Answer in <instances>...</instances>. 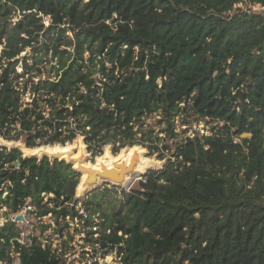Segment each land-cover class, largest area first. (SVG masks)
I'll list each match as a JSON object with an SVG mask.
<instances>
[{
	"label": "trees",
	"instance_id": "trees-1",
	"mask_svg": "<svg viewBox=\"0 0 264 264\" xmlns=\"http://www.w3.org/2000/svg\"><path fill=\"white\" fill-rule=\"evenodd\" d=\"M256 6L264 0H0L4 140L34 149L83 137L95 157L142 146L164 160L146 124L155 114L165 138L178 140L173 152L163 145L168 163L140 189L103 187L81 200L80 174L66 161L1 147L0 187L12 186L0 205L15 213L31 199L40 217L65 226L67 217L91 228L97 220L98 241L120 264H264V12ZM184 115L217 125L180 139ZM13 227L0 229V259ZM20 252L22 264H61L51 247Z\"/></svg>",
	"mask_w": 264,
	"mask_h": 264
},
{
	"label": "rangeland",
	"instance_id": "rangeland-1",
	"mask_svg": "<svg viewBox=\"0 0 264 264\" xmlns=\"http://www.w3.org/2000/svg\"><path fill=\"white\" fill-rule=\"evenodd\" d=\"M243 8H247L246 5L242 6ZM254 11L256 12H264V9L260 6H256L254 8ZM17 18H13V21H16ZM49 23V19L46 20V24ZM72 37V35L69 33ZM2 46H0V53L2 50ZM87 57V55H86ZM45 62V61H44ZM47 63L45 62L41 67V71L43 74H49L51 72V66H47L46 68L44 65ZM18 70H22V66L20 65L18 67ZM45 70V71H44ZM54 75V72H52V75ZM27 101H31L29 95L26 96ZM185 117H182L180 119H177L176 121V129L177 132L180 134V139H184L185 137L192 136L194 134H200L201 136H208L212 134V127H215L217 124L212 123L211 121H197V117L191 116L188 117L187 115H184ZM161 117L158 114L152 115L146 119V124L150 125L152 129L155 131V133L159 136L161 141L159 142L160 148L163 149V153L166 156V159L161 160V153H157L155 155H149V151L144 148V156L147 159H152L154 161L159 162V165L154 166L153 168L148 169L145 173H149L153 170H161L163 169L166 164L168 163V160L171 157V153H168L167 150H164L163 145L168 144L172 148V152L174 151L173 145L175 141L178 140H170L168 138H165V133H163L164 126L160 122ZM183 120L187 121L186 127H183ZM186 129V130H185ZM184 131H187L184 133ZM1 137V135H0ZM2 138V137H1ZM3 139V138H2ZM4 140V139H3ZM83 137H78L72 144L76 145L77 147L79 144H84L82 141ZM6 141V140H4ZM80 141V142H79ZM3 141H0V148L2 145L7 146L8 149L17 148L20 151H22L23 146L25 143L20 140L18 142L16 141H6L8 143H2ZM20 142V143H19ZM23 145V146H22ZM57 145V144H56ZM60 145V144H59ZM9 146V147H8ZM19 146V147H17ZM51 147L55 145H50ZM77 151L79 150L78 148ZM143 148V147H141ZM76 151V152H77ZM84 151L86 153L87 159L86 163L90 165L96 166L98 158H101L104 154H106V151H108L114 158H118L122 151L115 155L112 151V147L108 146L106 149H104V153L101 156H93L92 153H89L87 146H84ZM24 157H31L29 154H25ZM88 153V154H87ZM27 155V156H26ZM50 160H54L55 158H51L48 156ZM41 159V157H39ZM58 159V158H57ZM60 160V159H58ZM145 173H142L140 175H136L131 180L130 184L126 187L119 186L117 187L120 191H131V190H138L140 189L139 183L143 180L144 181V175ZM111 185V184H110ZM106 187L108 188L107 184H101L99 188ZM113 187V185L110 186V188ZM116 187V186H115ZM109 189V188H108ZM92 193V192H91ZM89 193H85L82 195V197L79 199H84L86 195ZM77 197V195H76ZM48 198V197H47ZM47 202V199H45ZM76 212L82 213L83 212V206L81 204L78 205ZM68 226H65L64 221H59V224L57 220L52 216L49 215L48 217L42 219V220H33V223L31 222V225L21 224L20 227L22 231H24L26 234L32 230V227L35 228L34 237L37 241L42 240H48L50 243L54 245L57 249H62V257L66 259V264H120L119 256L117 255V252H111L109 254H105V248L103 245H101L100 237L105 233V229L101 226H99L98 221L96 220V224L93 228L86 226L85 224L81 223L79 219H73L72 217H68V220L66 221ZM96 233L92 235V233ZM92 240V241H91ZM98 241V243L96 242Z\"/></svg>",
	"mask_w": 264,
	"mask_h": 264
},
{
	"label": "bare ground",
	"instance_id": "bare-ground-1",
	"mask_svg": "<svg viewBox=\"0 0 264 264\" xmlns=\"http://www.w3.org/2000/svg\"><path fill=\"white\" fill-rule=\"evenodd\" d=\"M0 141H3L4 143H8L4 141L0 137ZM2 142V143H3ZM80 142V141H79ZM20 143V142H19ZM9 144V143H8ZM23 146V145H22ZM84 144H79L77 147L75 144L73 145L72 143H67L66 145H55L53 147L49 146H42L34 149H29L26 146H23L22 152L25 154L29 155H34L37 157H43L45 155L51 157V158H58L60 160L65 159L68 162H71L74 164V168L77 169L78 171H81L80 168V163L79 161L84 160L83 163H85L83 166L88 168V167H93L95 169H99L103 166H106L108 168H113L116 163L118 162H125L127 164H130L131 159L133 157L137 158V164L136 167L134 168V171L129 173L125 180L121 183V186L127 187L131 180L133 179L134 176L140 175L142 173H145L148 169L153 168L156 165H159L160 163L154 160L147 159L144 155V149L143 148H137V147H132L129 149H125L122 151L121 155L118 158H114L108 151H106V154H104L101 158H98L96 166L90 165L86 163V153L84 151ZM9 147V146H8ZM19 147V146H17ZM78 148L79 150L77 151ZM106 149V148H105ZM77 151V152H76ZM88 154V153H87ZM27 156V155H26ZM157 167V166H156ZM83 181L87 177L86 173H83ZM87 190L82 188V186H79L78 193H84Z\"/></svg>",
	"mask_w": 264,
	"mask_h": 264
},
{
	"label": "built area",
	"instance_id": "built-area-1",
	"mask_svg": "<svg viewBox=\"0 0 264 264\" xmlns=\"http://www.w3.org/2000/svg\"><path fill=\"white\" fill-rule=\"evenodd\" d=\"M194 136L195 134L190 137H194ZM11 186H12V183L8 181L2 184V186L0 187V192L2 194L3 201H7V199H9ZM127 192H130V191H127ZM46 199L48 201V198ZM81 214L85 215L84 210ZM20 215L23 216V221L17 220V217ZM48 216L40 217L37 213V208L32 204L31 199H26L24 206L15 213L12 212V210L9 208V206L5 202L1 203L0 205V229H4L6 228V226L14 224L15 227L13 228H14V232L17 233V236L14 235V238L9 242L6 257L3 259H0V264H22V258H21L20 251L24 248L29 249L33 247L34 244L41 245V247L44 250H47L51 247L53 254L55 253L59 254V257L61 258V264H66V259L63 258L61 254L62 249L59 250L55 248L54 245L50 243L48 240L37 241L34 237V232H35L34 227H32V230H30L27 234L24 231H22L20 227L21 224L31 225V222L33 223V220L35 219L42 220ZM97 217H99V215ZM67 220H68V217H67ZM0 241L3 242V240H0ZM16 243L20 245L18 248L16 246Z\"/></svg>",
	"mask_w": 264,
	"mask_h": 264
},
{
	"label": "water",
	"instance_id": "water-1",
	"mask_svg": "<svg viewBox=\"0 0 264 264\" xmlns=\"http://www.w3.org/2000/svg\"><path fill=\"white\" fill-rule=\"evenodd\" d=\"M242 137L248 138V137H251V134L246 133V134H243ZM82 141L84 142V139ZM84 145H85V142H84ZM24 146H26V145H24ZM2 147L7 148V146H5V145H2ZM134 147L141 148L142 146H134ZM129 148H132V147H127L125 149H129ZM13 149H17V148H13ZM125 149H123V150H125ZM45 157H48V156L45 155V156L41 157V159H39V157L34 156V155H31V157H24V158H37L39 160H42ZM54 160H58V159L55 158ZM61 161H66V160L63 159ZM66 162L69 165H71L77 173L80 174V177H81L80 183L76 189V195H77L76 198L80 199L82 197V195H84L85 193H91V192L95 191L96 189H98L101 184H111V185L116 186V187L121 186V183L125 180L126 176L129 173H131L132 171H134V168L136 167V164H137V158L133 157L131 159L130 164H127L125 162H118L115 164V166L113 168H108L106 166H103L99 169H95L93 167L86 168L83 166L85 164V163H83L84 160H81V161H79L81 171H78L77 169H75L73 163L68 162V161H66ZM17 166H19V164H17ZM83 173H86V175H87V177L84 179V181L82 180L83 175H84ZM146 174L147 173H145L143 175L145 176ZM79 186H82V188H84L87 191L84 193H78ZM17 220L23 221V216L22 215L18 216Z\"/></svg>",
	"mask_w": 264,
	"mask_h": 264
}]
</instances>
